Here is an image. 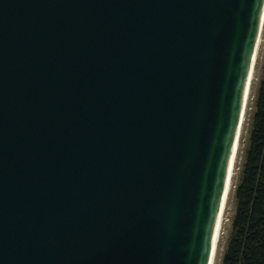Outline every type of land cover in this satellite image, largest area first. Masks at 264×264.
<instances>
[{
  "label": "water",
  "instance_id": "water-1",
  "mask_svg": "<svg viewBox=\"0 0 264 264\" xmlns=\"http://www.w3.org/2000/svg\"><path fill=\"white\" fill-rule=\"evenodd\" d=\"M264 0H0V264H209Z\"/></svg>",
  "mask_w": 264,
  "mask_h": 264
},
{
  "label": "trees",
  "instance_id": "trees-1",
  "mask_svg": "<svg viewBox=\"0 0 264 264\" xmlns=\"http://www.w3.org/2000/svg\"><path fill=\"white\" fill-rule=\"evenodd\" d=\"M221 264H264V57Z\"/></svg>",
  "mask_w": 264,
  "mask_h": 264
},
{
  "label": "rangeland",
  "instance_id": "rangeland-1",
  "mask_svg": "<svg viewBox=\"0 0 264 264\" xmlns=\"http://www.w3.org/2000/svg\"><path fill=\"white\" fill-rule=\"evenodd\" d=\"M263 57H264V28L262 31V42L260 44V48L254 66V74L249 92L250 93L249 99L246 104L244 120L239 134L238 147L236 152L235 170L231 181V189L222 214V221H221V228H220L219 239L217 244L218 249H217L215 264H221L222 253L225 249L226 241L229 237L231 230V219L234 214V208H235L234 189L238 182L241 165L244 159L245 148L248 142V134L250 130L251 116L253 112L255 96L257 93L260 78L262 76Z\"/></svg>",
  "mask_w": 264,
  "mask_h": 264
},
{
  "label": "bare ground",
  "instance_id": "bare-ground-1",
  "mask_svg": "<svg viewBox=\"0 0 264 264\" xmlns=\"http://www.w3.org/2000/svg\"><path fill=\"white\" fill-rule=\"evenodd\" d=\"M263 28H264V16H263V23H262L261 31H260V34H259V37H258V40H257V44L255 46V51H254V55H253V62H252L251 71H250V75H249V82H248L247 91H246V95H245L244 113H245V108H246L247 101L249 99V94H250L249 92H250L251 83H252V80H253L254 66H255L257 54H258V51H259V48H260V44L262 42V31H263ZM243 120H244V115H243L242 120H241L239 134H240L241 126L243 124ZM238 139H239V136H238ZM237 147H238V141H237ZM237 147H236L235 153L233 154V157H232V160H231V164H230V167H229L227 183H226L225 192H224L222 203H221V209H220V213H219L218 223H217V226H216L215 239H214L213 248H212V251H211V257H210L209 264H215V260H216L217 249H218L217 244H218L219 233H220V228H221L222 214H223L224 207H225V204H226V201H227L230 189H231V181H232V178H233V175H234V170H235Z\"/></svg>",
  "mask_w": 264,
  "mask_h": 264
}]
</instances>
